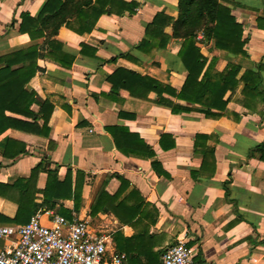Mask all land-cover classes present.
<instances>
[{
	"label": "crops",
	"instance_id": "1",
	"mask_svg": "<svg viewBox=\"0 0 264 264\" xmlns=\"http://www.w3.org/2000/svg\"><path fill=\"white\" fill-rule=\"evenodd\" d=\"M121 1L138 3L136 14L104 15L83 35L62 26L51 38L75 56L67 69L48 57L47 33L40 35L39 18L48 0H0V58L37 47L38 71L25 86L35 95L30 111L40 115L53 109L49 138L18 128L0 135V184L13 187L25 180L24 188L32 171L42 166L29 189L34 213L17 222L18 206L0 197V226L27 225L37 213L49 225L48 213L54 212L111 235L109 253L124 255L125 264H161L163 251L183 236L197 264H264V152L256 151L264 145V104L243 107L240 81L253 71L264 89V0H220L242 27L247 57L218 50L204 33L197 35V47L209 61L215 59L217 72L229 65L240 70L237 87L224 96L225 111L210 118L204 108L186 102L176 103L190 111L175 115L125 91L118 103L105 97L111 91L107 79L120 68L178 92L187 77L178 58L183 41L172 37L173 24L164 29L170 37L165 49L152 57L136 50L157 15L178 20V0ZM23 16L35 21L26 31L36 39L20 32ZM83 45L96 55L81 54ZM127 54L136 62L120 58ZM5 115L24 125L30 121L26 114ZM37 123L42 127L43 120ZM104 127L126 128L153 149L155 158L129 147L117 150ZM51 171L62 187L46 199ZM103 189L111 196L123 191L92 216ZM11 245L12 240L0 239V251Z\"/></svg>",
	"mask_w": 264,
	"mask_h": 264
},
{
	"label": "trees",
	"instance_id": "2",
	"mask_svg": "<svg viewBox=\"0 0 264 264\" xmlns=\"http://www.w3.org/2000/svg\"><path fill=\"white\" fill-rule=\"evenodd\" d=\"M178 7L180 14L175 22L163 14L154 18L153 22L146 27L145 38L136 47V50L152 57L157 51L165 49L170 37L165 34L164 29L173 24L172 37L183 41L178 58L187 71L186 81L181 90L178 92L149 76H142L120 68L107 79L111 85V91L105 97L118 103L121 101L120 93L125 91L131 98L153 103L158 107L170 110L175 115L190 111L176 103L186 102L204 108L203 113L207 118L218 117L226 109V103L223 100L226 92L234 90L238 85L236 78L240 70L234 65H229L223 72H217L215 59L209 61L197 47V35L201 32L204 33L206 38L215 42L218 50L234 56L247 57V52L244 49L245 41L242 40V27L237 23L231 11L221 5L220 0H178ZM138 8L139 4L136 2L127 3L121 0H48L39 18L42 28L40 35L42 36L46 32L45 38L49 40L48 57L67 69L75 61V56L63 51V45L60 42L51 40L62 26L83 35L92 32L98 20L104 15L122 17L128 14L133 16ZM34 22L32 18L23 16L20 29L22 34H28L33 40L37 37L32 32L26 31V25ZM86 50L90 51L91 56L96 55V50L85 45L82 46L81 54H85ZM120 58L136 62L128 54L121 55ZM37 59V47L0 58V64L4 65L0 69V135L8 129L18 128L28 134L49 138L52 121V114L49 115V113H53V109L40 115L32 113L30 107L36 101L35 95L25 90V86L38 71ZM113 62H116V59ZM19 64H24L23 68L12 70L13 66ZM240 81L244 85L243 107L251 110L255 104L256 106L264 104V89L261 87L259 74L247 71ZM151 96L153 97L151 98ZM8 111L17 115L26 114L30 121L24 125L19 119L7 117L5 113ZM39 120H43L42 127H39L37 123ZM103 130L113 140L117 150L122 151L129 147L133 152H140L150 159L155 158L153 149L146 145L139 136L131 135L126 128L104 127ZM163 138L171 139L168 136ZM125 144L126 146H124ZM162 145L163 141L161 147ZM174 146L175 144L172 143L170 148H174ZM256 151L264 152V145L259 146ZM22 152L25 153L21 151L16 156L23 154ZM4 154L7 157L10 156L8 147ZM209 154L211 157L213 156L212 151ZM262 155L264 154L262 153ZM152 165L157 171L159 164L155 161ZM41 170L42 166L39 165L32 171L24 188L22 184L26 182L25 180H18L13 187L0 184V197L11 200L18 206L17 222L34 213V210H31L28 205L29 189ZM61 187L57 179V172H49L45 198L50 199L55 191V194L58 195ZM121 192L111 196L103 189L92 208V216L101 211L107 203H114Z\"/></svg>",
	"mask_w": 264,
	"mask_h": 264
},
{
	"label": "built area",
	"instance_id": "3",
	"mask_svg": "<svg viewBox=\"0 0 264 264\" xmlns=\"http://www.w3.org/2000/svg\"><path fill=\"white\" fill-rule=\"evenodd\" d=\"M49 225L37 213L24 226H0V239L13 245L0 251V264H125V256L109 253L111 235L95 231L83 220L69 221L49 212ZM183 236L168 246L161 264H197Z\"/></svg>",
	"mask_w": 264,
	"mask_h": 264
}]
</instances>
